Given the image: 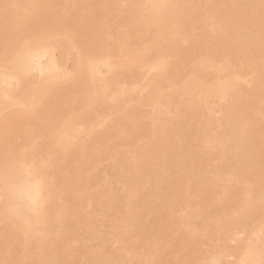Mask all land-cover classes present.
<instances>
[{
  "label": "bare ground",
  "instance_id": "obj_1",
  "mask_svg": "<svg viewBox=\"0 0 264 264\" xmlns=\"http://www.w3.org/2000/svg\"><path fill=\"white\" fill-rule=\"evenodd\" d=\"M0 264H264V0H0Z\"/></svg>",
  "mask_w": 264,
  "mask_h": 264
}]
</instances>
